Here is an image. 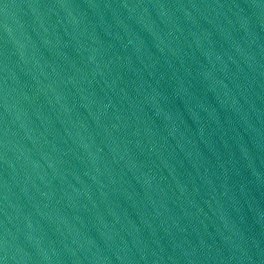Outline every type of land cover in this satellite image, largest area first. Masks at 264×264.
<instances>
[{"label":"water","instance_id":"water-1","mask_svg":"<svg viewBox=\"0 0 264 264\" xmlns=\"http://www.w3.org/2000/svg\"><path fill=\"white\" fill-rule=\"evenodd\" d=\"M0 264H264V61L213 0H0Z\"/></svg>","mask_w":264,"mask_h":264}]
</instances>
